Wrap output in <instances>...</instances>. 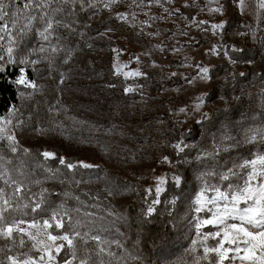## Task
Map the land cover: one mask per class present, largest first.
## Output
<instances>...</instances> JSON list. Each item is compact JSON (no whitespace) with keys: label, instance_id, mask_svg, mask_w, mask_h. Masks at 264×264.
<instances>
[{"label":"trees","instance_id":"trees-1","mask_svg":"<svg viewBox=\"0 0 264 264\" xmlns=\"http://www.w3.org/2000/svg\"><path fill=\"white\" fill-rule=\"evenodd\" d=\"M103 1L93 0L96 4L95 9L79 11L77 8V18L80 22L74 25L75 33L68 35L64 28L57 30L56 35L62 38L67 37L60 41L66 50L55 55L51 72L47 59H42V56H47L48 53L41 54L38 51L42 44L47 47V44L41 41L38 35L39 22L34 21L32 27L18 38V46L14 49V58L28 56L30 60L39 62L34 65L5 64V71L0 74V115L6 116L9 108H16L18 111L13 118L15 119L20 112L18 107L21 93L33 90L13 83L22 67L27 78L34 82L36 77L52 74L53 70L57 71L59 75L64 73L68 77L62 85L56 81L50 83L49 87L54 90V99L48 106L52 108L53 117L48 118L45 123L46 127L65 139H71L76 143L91 147L102 146L99 132L109 131L112 122L116 120L107 118L104 122H100L98 119L80 117L73 112V106L87 110L94 106L101 111L104 109L103 106H106L109 108L107 112L104 109L106 114L109 112L118 113L121 112V105L125 102L136 100L137 105L134 108H127L124 104V108H126L121 112L125 118H130V123L140 124L144 120L157 119L153 109L154 104L147 106L146 103H140L139 95L135 91L125 93L124 88L127 86L128 80L109 74L106 67L98 65V59H94V55L84 56L81 64H76L74 69L70 67L73 58L84 44L98 40L95 46L100 51L104 49L110 51L109 48L115 44L112 38L105 37L102 33V29L111 20V17L107 15L102 19L94 17L103 13ZM5 3H9V0H5ZM15 7L16 4H11V8ZM238 21L240 22L229 18L224 29H237L242 33L251 30L241 19ZM257 33L263 36L264 28L257 29ZM56 42L53 37L52 43ZM4 43L6 45V41ZM260 47L261 45L253 43L246 37L240 45L227 46L225 49L229 58L235 61L239 69L234 68L231 71L230 66L224 62L209 68L212 77H219L223 80L217 87L210 88L204 94L206 103L212 104L208 112L211 118L204 120L201 117L194 126L183 129L179 135L176 134L175 138L178 143L183 142L196 147H189L179 154L174 148L170 149V153L168 152L171 169L168 173L165 172L167 174L164 179L163 191L158 197L160 203L155 205L157 211L151 217L145 215V210L151 200L157 198L155 191L152 190L145 196L144 190L137 187L134 182L116 175L114 177L116 192L118 191L122 195L129 194V197L132 196V202L126 206L120 218L115 217L110 220V218H104L94 213L91 210L92 207L84 199H81V193L84 191L83 185L86 180L98 179L105 169L100 164L94 165L92 168L81 167L80 162H86L77 155L66 152L61 145L36 143L29 146V153L26 154L23 151L25 147L19 144L18 152L12 154L11 158L5 159L3 165L15 179L23 181V184L34 185L32 200L40 199L43 194L46 201L43 207L49 212L52 208L61 205L72 210L78 209L79 211H73L72 215L83 222L84 227L81 228V231L99 234L108 241H118L123 247L117 248L116 244H112L111 250L123 257L126 264H214L216 259L214 253H209L208 258L204 259L203 245L214 246L216 241L212 239L202 241L198 234L191 240V235L195 232L193 224L190 223L195 215L192 200H194L195 191L202 187V181L198 177L201 171L206 170L210 164L214 163L211 160H205L202 163L195 157L203 150L212 149L214 137L219 140L225 126L233 134L238 135L241 114L249 118L246 123H251V117L261 111V106L264 105V78H262L264 77V68H256L255 65L262 58ZM69 49L71 50V59L65 64L63 61L68 56L67 50ZM33 50H35V54H32ZM241 72L245 75L241 76ZM77 78H81L86 84L95 86L97 92L93 94L91 91H85L86 87L81 84L78 85L80 88L75 89L80 96L73 97L74 92L66 90L71 87V83L66 85V82L71 79L76 82ZM57 87L60 89L59 92ZM85 95L91 96L92 99L84 100L83 96ZM141 106H144L145 109H140ZM29 119L31 120L30 117ZM258 119L259 117H257ZM22 121H27V117H22ZM115 126L117 125L115 124ZM136 139L142 140L139 135L136 136ZM249 147L221 153L219 162L231 166L232 160L248 154ZM3 148L8 149L6 140L0 141V149ZM45 151L53 153V157L46 159L41 155ZM61 158L76 167L69 170L60 163ZM62 173H65L72 182L71 186H65V188H69L68 192L60 193L57 189L42 183V180L48 176L61 179ZM175 175L182 177L181 186L175 185L173 179ZM211 182L216 183L214 179ZM45 189L47 191H44ZM33 215L39 219L46 218L45 213L34 214L28 210V218ZM209 230L214 229L209 227L204 229L205 232ZM193 241H196L195 245ZM94 246V243L90 241L88 247L91 249ZM131 256H136L137 259H129ZM70 258L67 250H62L57 255L60 262ZM105 259L108 258L105 257ZM113 264H116L115 260ZM225 264H231V262L225 261Z\"/></svg>","mask_w":264,"mask_h":264},{"label":"rangeland","instance_id":"rangeland-1","mask_svg":"<svg viewBox=\"0 0 264 264\" xmlns=\"http://www.w3.org/2000/svg\"><path fill=\"white\" fill-rule=\"evenodd\" d=\"M220 2L226 5V11L214 13L209 9L216 7L217 4L210 3L209 0H171V2L161 0L160 4H156L154 0H143V2L137 0L135 4L133 0H119L118 3L108 7H105L107 0H104L103 13L94 17L99 19L105 15L111 17L102 29V33L105 37L112 38L115 44L109 48L110 51L108 49L100 51L95 46L98 40L84 44L73 58L70 67L74 69L76 64L83 62L84 56L94 55V59H98V65L106 67L109 74L117 75L113 68L114 62L121 66L126 65L122 67V72L139 70L142 73L140 76L128 78L122 74L117 76L128 80L126 87H131L138 93L140 103H146L147 106L154 104L153 109L157 119L144 120L140 124L130 123V118H125L121 112L126 107L134 108L137 105L136 100L125 102L126 107L124 108V104L121 105V112L118 113L106 114L109 111L106 106H103L106 112L103 108L101 111L94 106L88 110L73 106V112L80 117L94 118L100 122H104L107 118L116 120L112 122L109 131L99 132L102 146L91 147L80 143L65 145L45 124L48 118L53 117L52 108L48 104L54 99V90L49 85L54 81L58 83L61 78L59 73L53 70L52 74L38 77L35 81L38 87L20 97L18 107L20 112L13 119L14 124L19 123L20 126L12 129L15 131L19 144L25 149L40 142L58 144L64 147L66 152L77 155L86 163L102 165L105 169L104 173L98 179L86 180L81 199H84L92 207L91 210L101 217L110 218V220L115 217L120 218L123 210L133 199L132 196L129 197V194L122 195L116 192L115 175L134 182L137 187L144 190L145 196L152 190L155 191L156 178L165 179L171 169L170 162H165L163 158L165 156L169 158L168 152L170 153L173 145L178 143L176 134L179 135L183 129L194 126L203 113L210 111L212 104L206 103L204 94L210 88L217 87L223 80L212 77L209 72V79L204 81L200 79L199 69L210 68L222 62L227 63L231 71L234 68L239 69V66L229 58L225 49L227 46L240 45L246 37L253 43L261 45L262 58L255 65L256 68H264V35L257 33V29L264 28V10H258L257 0H245L243 8L239 6L238 0H220ZM119 13H124L126 19L119 18ZM229 18L236 22H240L238 20L241 19L251 30L244 33L237 29L225 30L224 27ZM201 21L206 24L200 23ZM217 23L223 24V27L213 29L211 26ZM113 49H117L118 52H113ZM172 73L177 75L173 76ZM68 83H71V87L66 90L74 92L73 97L76 98L80 95L75 89L80 88L78 85L81 84L86 87L85 91H91L93 94L97 92L95 86L86 84L81 78H77L76 82L71 79L66 82V85ZM201 97L202 101L198 99ZM83 99L89 100L92 97L85 95ZM139 108L145 109L144 106ZM181 108L185 111L181 112ZM22 117H27V121L23 122ZM137 135L140 136L141 141L136 139ZM103 148L105 150H102ZM0 156L8 159L11 158L12 153L9 149L3 148L0 149ZM0 167L5 168L4 165ZM61 175L66 177L65 173ZM58 178L48 176L42 180V183L57 189L60 193L68 192L72 182L63 184L61 182L63 180ZM54 181H59L60 184ZM23 185L20 202L28 203L33 199L34 185ZM66 185L68 187L62 190ZM0 186L6 193L12 192V188L2 181ZM199 190L200 188L195 191L194 200H192L193 210L196 207L195 197ZM194 213L190 221L195 230L191 240L197 234L195 225L198 215H204V213L197 214L195 211ZM204 229L201 231L205 232ZM199 238L202 239L200 236ZM24 239L26 246L23 251H28L31 249L32 242L28 241L27 237ZM37 247L39 248L40 245ZM8 248L11 249L10 254L14 256L22 251L19 248L18 236L14 240L0 237V261L3 264H9L7 260L9 253L6 251ZM30 254L33 257L41 255L35 249H31ZM57 264H63V262L57 259ZM235 264L240 262L236 261Z\"/></svg>","mask_w":264,"mask_h":264},{"label":"snow or ice","instance_id":"snow-or-ice-1","mask_svg":"<svg viewBox=\"0 0 264 264\" xmlns=\"http://www.w3.org/2000/svg\"><path fill=\"white\" fill-rule=\"evenodd\" d=\"M118 2L119 0H107L105 7ZM154 2L160 4L161 0H154ZM167 2H171V0H167ZM209 2L217 4L209 11L214 13L226 11V5L220 0H209ZM133 3H137V0H133ZM238 3L241 8L245 6V0H238ZM11 4H16V7L11 8ZM257 7L258 10H264V0H257ZM77 8L79 11H86L95 9L96 4L93 0H9V3L0 0V74L5 71V64L34 65L39 62L30 60L28 56L14 58V49L18 46V38L32 27L34 21L39 22L38 35L41 41L47 44V47L42 44L38 51L41 54L48 53L47 56H42V59H47L51 72L55 55L66 50L60 41L67 37L62 38L56 35L57 30L64 28L68 35L76 32L74 25L80 22L77 18ZM118 16L121 19H126L124 13H119ZM200 23L205 22L201 21ZM211 27L220 29L223 24L217 23ZM53 37L57 41L55 44L52 43ZM67 51L69 54L63 61L65 64L71 59V50ZM113 52H118V50L113 49ZM32 54H35V50ZM122 67H126V65L121 66L114 62L115 74H122L125 78L142 75L139 70L122 72ZM199 72L200 79L204 81L209 79V68L201 67ZM172 75L175 76L177 73H172ZM240 75L244 76L245 73L241 72ZM60 77L59 84L62 85L68 77L64 73H61ZM13 83L33 90L38 87L34 81L27 78L22 67ZM57 91H60L59 87H57ZM124 91L129 93L134 89L125 87ZM21 95L23 96L24 93ZM198 99L202 101V97ZM17 111L16 108H9L6 116L0 115V141H7V147L12 154H16L19 149V141L15 131L12 130L20 126L19 123L14 124L13 122ZM180 111L184 112L185 109L181 108ZM257 117H259L258 120ZM210 118L208 113L202 114V119ZM248 119L244 114H241L238 135L233 134L225 126L220 139L217 140L214 137L212 149L203 150L195 157L202 163L205 160L214 162L206 170L200 172L198 179L202 181V187L196 194L194 209L197 214L204 213V215H198L195 225L198 236L202 237V241L209 239L216 241L214 246L203 245L204 259L208 258L209 253H214L216 257L214 264H225V261H230L231 264H235L236 261H239L240 264H264V105L261 106L259 113L251 117V123H246ZM248 146H250L248 154L232 160L231 166L219 162L221 153L240 150ZM189 147L196 146L183 142L173 145L178 154L183 153ZM23 151L26 154L29 153V149H23ZM41 155L47 159L53 157L54 154L45 151ZM163 159L165 162H169L167 156ZM4 162L5 158L0 156V165H3ZM60 163L69 170L76 167L63 158L60 159ZM80 166L94 167V165L84 162H80ZM156 179L155 194L157 198L152 199L146 207L145 215L148 217L157 211L155 205L160 203L158 197L163 191V177ZM173 179L176 186H181L182 177L180 175H175ZM213 179L216 183L211 182ZM0 181L12 188L11 193H6L0 186V237L14 240L18 236L19 248L22 250L15 256L10 254V248L6 250L9 253L7 255L9 264H57V255L62 250H67L71 257L65 259L63 264H113L114 260L116 264H126L123 257L111 250L112 244H116L117 248L123 247L118 241H108L99 234L81 231V228L84 227L83 222L72 215V212L79 211L78 209L72 210L61 205L52 208L49 212L43 207L46 203L43 194L38 200L21 203L20 194L23 191V181L15 179L9 170L2 167H0ZM146 191L150 190L146 189ZM28 210L34 214L45 213L46 218L37 219V216L33 215L28 219L26 218ZM25 225L26 227H24ZM205 227L214 230L202 232L201 230ZM41 236L45 238L40 239ZM24 237L32 242L31 249L39 251L41 255L33 257L30 254L31 249L23 251L26 246ZM58 241L60 243H57ZM90 241L95 245L91 249L88 247ZM193 244L195 245L196 241H193ZM38 245H40L39 248ZM21 257L23 258L21 259ZM129 259L136 260L137 257L131 256ZM0 264L3 262L0 261Z\"/></svg>","mask_w":264,"mask_h":264},{"label":"built area","instance_id":"built-area-1","mask_svg":"<svg viewBox=\"0 0 264 264\" xmlns=\"http://www.w3.org/2000/svg\"><path fill=\"white\" fill-rule=\"evenodd\" d=\"M37 80H38V77L35 78V81H37ZM37 92H38V90H37ZM54 134L56 135V137H58L57 139H59V141L63 142L65 145H66V143H70V145H73V144L79 145V143H76L75 141H73L71 139L70 140L69 139H65L64 137H62L61 135H59V134H57L55 132H54ZM59 180H63V181H61V182H63V184H69L70 183V179L67 176L66 177H62ZM54 182L56 184H60L59 181H54ZM62 190H65V186L62 188Z\"/></svg>","mask_w":264,"mask_h":264}]
</instances>
